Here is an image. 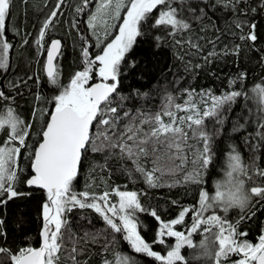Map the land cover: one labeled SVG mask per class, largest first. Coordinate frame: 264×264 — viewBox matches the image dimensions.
I'll return each mask as SVG.
<instances>
[{
    "label": "trees",
    "instance_id": "1",
    "mask_svg": "<svg viewBox=\"0 0 264 264\" xmlns=\"http://www.w3.org/2000/svg\"><path fill=\"white\" fill-rule=\"evenodd\" d=\"M93 2L89 0L84 5V0H67L63 15L50 29V36L62 41V55L55 62L59 69V80L57 85H53L43 73L44 56L37 57L32 43L44 18L40 10L44 8L46 0H13L7 37L15 47L10 58L12 67L0 71V89L5 90L6 94L11 92L14 100L9 97L11 103L0 101V112L11 108L21 121L34 125L30 130L29 144H34L40 138L41 127L54 106L53 97L69 83L75 72L82 70L84 62L81 49L90 46L89 51L92 53L95 37L92 36L93 30L88 35L90 28L86 20ZM228 4L229 0H183L182 4L181 0H175L173 7H183L191 31L185 30L173 37L163 30L146 28V35L138 38L134 50L126 57L129 62L135 61L136 66L124 68L120 91L130 99L123 102V111H128L137 123L157 114L161 115L165 123H170L169 117L163 113L169 108L168 97L171 96L173 100L169 110L175 114L176 126L182 127L187 135L186 143L181 145L182 151L177 153L175 149L172 150V155L177 156L174 161L169 160L164 146L158 149L156 155L159 156V165L164 169L163 174H154L159 186H149L144 175L136 171L132 160L110 159L106 162L105 154L89 152L74 183L75 191L87 190L96 195L109 191L112 199L116 196L113 191L116 188L135 191L142 206L150 211L156 210L166 222L177 218L184 208L198 209L201 191L208 192L209 197L213 196L216 184L227 178L230 156L236 154L241 157V165L245 169L244 173H234V176L238 175L244 181V187L240 188L238 195L244 197L250 194L252 187H264V176L259 175V170H264V141L255 135L257 120L264 113V107H258V99L253 91L256 85L264 81V0H240L235 8ZM81 7L83 11H77ZM198 9H205L207 17L200 16L196 11ZM251 9L256 11L252 12ZM237 21L256 25L255 42L239 38L246 35L249 29H236L234 25ZM157 35L164 37L160 47L156 46L154 40ZM24 39L29 40L28 45L23 43ZM191 44H198L199 48H192ZM236 46H239L238 52L234 51ZM212 52L215 55L209 56ZM25 74L32 78L27 80L26 85H21L18 92L9 87V81ZM232 91H241L243 95L221 111L219 120H223V124L218 122L217 117L203 120L201 130L212 138L213 159L206 169L202 168L195 155L203 149V140L196 131L200 126L189 128V122L180 125L179 118L191 113L183 108L177 110L175 105H184L185 101L191 99L202 113L203 109L211 107L207 93L218 96ZM189 92L193 93L191 97ZM123 111L120 113L121 128L130 120V117L123 116ZM239 125H243V128ZM152 126L150 122L141 127L147 132ZM9 133L8 127L0 129V146L8 139ZM28 155L27 151L23 152L19 160V167L25 170L24 175H27L30 164ZM155 159L152 155L141 157L140 165L150 171L156 167L153 162ZM169 168L174 171L169 172ZM185 176H194L195 179L186 181ZM18 190L24 195L0 205V220L3 221L2 231L5 234L0 236V247L14 252L39 245L43 225L42 204L46 199L44 191L27 187L24 183L18 184ZM150 211L139 214L138 231L154 251L165 254L172 239L166 238L164 245L155 243L159 223L150 215ZM212 214L226 217L229 223L238 225L239 232L247 233L246 237L240 239L250 243H255L264 229V200L256 196L250 195L247 207L231 208L227 213L223 212L222 205L213 202V208L205 212L203 217ZM193 216L194 213H187L183 222L175 227L187 229L193 223ZM67 220L68 226L64 230L65 250L60 254V264H73L70 255L73 247L77 249L78 254L74 258L79 264H110L118 256L130 257L138 264H160L145 254L135 253L123 239V234L114 233L92 209H73L67 214ZM200 230L193 235V247L181 249L187 264L214 263L215 246L206 250L198 245L203 235L207 234ZM85 233L89 235L85 237ZM0 260L7 264L6 257H0Z\"/></svg>",
    "mask_w": 264,
    "mask_h": 264
},
{
    "label": "snow or ice",
    "instance_id": "2",
    "mask_svg": "<svg viewBox=\"0 0 264 264\" xmlns=\"http://www.w3.org/2000/svg\"><path fill=\"white\" fill-rule=\"evenodd\" d=\"M67 0H46L44 8L41 9L43 20L40 22L32 43L35 45L36 55L44 56V71L47 78L53 85L58 84L59 69L54 61L58 62L62 55V41L50 36V29L54 28L57 21L63 15V9ZM89 0H84L87 5ZM175 0H102V4L93 14L88 26L94 28L98 17L104 9L114 6V15L120 18L121 9L126 15L122 18V23L118 26V34L106 46L100 47L99 54L94 58L90 55L89 47L81 49L83 57V70L75 72L70 83L63 87L58 95L53 97L54 108L49 113V119L42 125L40 138L29 144L30 130L34 125H29L19 119L11 108L6 112H0V129L8 127L9 137L0 146V205L6 204L9 200L24 195L18 190V184L24 183L27 187H35L44 190L46 199L42 204L41 246L39 248L24 247L15 252L9 248L0 247V257L7 258V264H60V254L64 249V230L68 226L67 214L73 209H92L103 219L107 226L114 233H122L123 239L127 241L137 254H145L148 257L160 262V264H187L181 255V249L185 246L193 247L191 237L197 232L199 227L204 225H215L218 233L215 239L218 241L219 250L215 252V264H222L221 258H228L235 254L242 258L234 264H264V235L259 237L256 244L248 242L247 233L238 231V225H234L222 218L221 215L212 214L203 219V214L213 208L215 204L223 206V212L229 209L247 207L250 195L264 200V187H252L250 194L241 197L238 192L244 187V181L234 173H244L245 169L241 165V157L230 156L228 165L229 171L226 179L216 184L215 194L209 197L208 192L199 193V208H184L178 218L165 222L157 214L156 210H149L142 206L138 193L135 191H121L114 189L118 197V203H112L111 193L104 191L101 195L90 193L89 191L77 192L74 183L78 178L79 170L83 162L87 159L89 152L105 154V161L110 159H128L136 165V171L143 174L149 186H159L156 172L163 174L164 169L159 165L157 151L160 146H164L169 160L174 161L177 156L172 155V150L177 153L182 151L181 145L187 141V135L182 127L176 126L174 112L170 111L173 98L168 97L169 108H166L164 115L170 119V123H165L161 115L157 114L152 118L141 119L136 122L135 117H130L128 111H123L124 101L130 99L121 94L123 86L124 68H135L136 62H129L126 57L134 50L139 37L146 35V28L157 31L163 30L168 35L175 37L182 31H191V25L184 14L183 7H173ZM240 0H229V7L235 8ZM183 0H181V4ZM13 0H0V71H6L12 67L10 63L11 54L14 51V44L9 41L7 33L9 31V21L12 19ZM214 7V5H213ZM44 9H47L45 11ZM83 11V7L77 9ZM191 11V9L189 10ZM200 16L207 17L205 9L196 10ZM255 12L256 9H251ZM155 13H158L156 15ZM197 18H200L197 16ZM76 26V25H73ZM235 28L243 30L248 27L249 32L241 35V40L255 42V24H248L246 21H237ZM19 35V32L16 33ZM28 35V34H25ZM107 35V34H106ZM164 37L157 35L154 37L156 46L160 47V42ZM25 45L29 40L24 39ZM191 43V42H190ZM99 47V44L97 45ZM192 48H199L198 44H191ZM234 51H239L236 46ZM215 53H209L214 56ZM206 62H207V58ZM99 77V82L92 83L94 77ZM32 77L25 74L17 80L9 81V87L19 91L21 85H26L27 80ZM39 79V77H37ZM258 99V107H264V81L254 87ZM189 97L193 95L188 93ZM211 107L202 113L191 99L185 101L184 105L176 104L175 108L190 112V115L179 118V124L186 122L188 127L200 126L196 129L203 140L202 151H197L199 163L202 168H207L213 159L212 138L201 130L203 120L206 117L219 116L225 106H230L231 102L241 97V91H232L221 96L211 93L206 94ZM9 97L14 100L12 93L6 94L0 89V101L11 103ZM123 111L124 117H130L129 123L123 128L120 127ZM264 113L260 114L257 120V132L255 135L264 141ZM152 123L149 131L144 132L142 125ZM243 128V125H239ZM29 153L27 175L24 169L19 167V160L23 152ZM155 156L153 161L156 167L146 171L140 165L141 157ZM181 160L183 157H179ZM174 171L169 168V172ZM259 175L264 176V170H259ZM21 176L23 178L21 179ZM186 181L194 180V176H185ZM159 223L157 239L155 243L165 244V238H175V246L166 255L153 251L152 246L141 236L138 227L140 226L139 214L149 213ZM192 212L193 223L185 235L182 231L174 230V226L180 225L186 214ZM254 215V213H253ZM3 221L0 220V236L5 235L2 231ZM207 232L208 229L205 228ZM89 234L85 233V237ZM77 249L73 247L70 255L73 257V264H79L75 260ZM0 264H4L0 260ZM119 264H138V261L130 257H121Z\"/></svg>",
    "mask_w": 264,
    "mask_h": 264
},
{
    "label": "rangeland",
    "instance_id": "3",
    "mask_svg": "<svg viewBox=\"0 0 264 264\" xmlns=\"http://www.w3.org/2000/svg\"><path fill=\"white\" fill-rule=\"evenodd\" d=\"M101 4H102V0H94L93 6L91 7V10L88 11V16H87V20H86L87 26H88V21H89L90 17L97 12V9L100 7ZM125 4H126V0H125ZM124 15H126V12L124 9H121L120 14H119L120 18H116L114 15V6H110L109 8L103 10L101 15L98 17L94 28H90L88 26V28H90V30L87 31L88 35H89V32H92L91 30H93L92 36L95 37V40L93 39L94 41H93V46L91 49L92 53H90V55L93 58L96 54H99L100 47L106 46V43L111 42V39H114L115 35L118 34V31H119L118 26L122 23V18ZM90 38H91V36H90ZM98 44H99V47L97 46ZM82 70H83V67H82ZM98 80H99V77L95 76L93 81H91V82L98 81ZM69 83H70V81H69ZM224 94H226V93L220 94L218 96H221ZM53 108H54V106H53ZM208 108H210V107H206L203 110H207ZM98 195H101V194H98ZM110 200L112 203H118V197L117 196H115L113 199L110 197ZM207 216H209V215H207ZM207 216L205 218L204 217H202V218L206 219ZM170 221H166V222H170ZM190 227L191 226H189L187 229H183V228L177 229L174 226V230L182 231L185 233V235H187ZM200 228H201V230H200L201 232L205 231V228H207L208 231H207V234L203 235V237H202L201 241H199L198 245L202 246L206 250H210L212 246H215V251L213 252V262H214L213 264H215V252L219 250L218 241L215 239V234L218 233V228L214 227L213 225H204V224H203V227H199V229ZM194 234L195 233H193L192 237H191L192 244H194V242H195L194 237H193ZM261 235H264V229H263ZM259 237L256 240V242L253 244H256L259 242ZM171 239H172V244H171L169 250H167V251H170L171 248L175 246V238H171ZM165 241H166V238H165ZM162 255H166V253L162 254ZM181 255H182V253H181ZM241 258H242L241 256L233 254V255L229 256L228 258H221V260H222V264H234L235 261H238ZM120 259H121V257L118 256L115 259V261H113L110 264H119Z\"/></svg>",
    "mask_w": 264,
    "mask_h": 264
},
{
    "label": "water",
    "instance_id": "4",
    "mask_svg": "<svg viewBox=\"0 0 264 264\" xmlns=\"http://www.w3.org/2000/svg\"><path fill=\"white\" fill-rule=\"evenodd\" d=\"M55 39H59V38H55ZM45 59H46V54L44 55V62H45ZM44 62H43V73L45 74V76H47L46 75V72L44 71ZM55 62L56 61H54V64H55ZM95 82H99V80L98 81H94V82H92V83H95ZM53 110V109H52ZM48 119H49V116H48ZM47 119V120H48ZM41 190V189H40ZM42 191H44V190H42ZM41 229H42V227H41ZM41 229H40V233H41ZM41 246V235H40V243H39V245L38 246H36V247H34V248H39Z\"/></svg>",
    "mask_w": 264,
    "mask_h": 264
}]
</instances>
